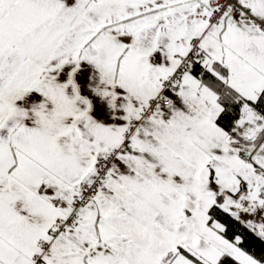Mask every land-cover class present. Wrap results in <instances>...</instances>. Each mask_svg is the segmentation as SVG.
<instances>
[{
	"label": "snow or ice",
	"instance_id": "snow-or-ice-1",
	"mask_svg": "<svg viewBox=\"0 0 264 264\" xmlns=\"http://www.w3.org/2000/svg\"><path fill=\"white\" fill-rule=\"evenodd\" d=\"M0 264H264V0H0Z\"/></svg>",
	"mask_w": 264,
	"mask_h": 264
}]
</instances>
